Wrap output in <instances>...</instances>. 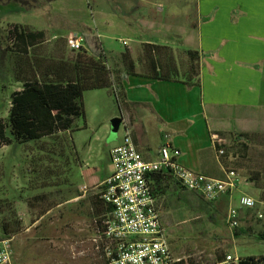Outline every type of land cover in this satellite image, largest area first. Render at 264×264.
Returning <instances> with one entry per match:
<instances>
[{"label": "rangeland", "instance_id": "374dc122", "mask_svg": "<svg viewBox=\"0 0 264 264\" xmlns=\"http://www.w3.org/2000/svg\"><path fill=\"white\" fill-rule=\"evenodd\" d=\"M181 1L0 0V119L8 116L11 95L22 87L14 82V62L8 52L12 46L10 33L15 31V27L44 31L46 42L40 49L44 55L54 58L61 55V52L66 57L71 55V43L82 35H96L110 58V69H115L121 67L122 54L127 50L137 58L144 43L137 46L136 42L152 38L156 31L161 30V26L166 34L178 33L188 28V23L196 19V7L192 0H187L185 4ZM153 24V30L147 31V26ZM132 33L135 35L132 36ZM123 41L128 42V46H124ZM170 48L173 50L178 74L183 78L189 69L188 57L183 52ZM89 53L93 54L91 49ZM140 71H143L142 66ZM83 108L85 116L76 119L71 132L75 147L72 166L65 164L60 146L56 147L55 159L48 158L38 145L33 144H14L0 150V208L3 212L0 225L5 216L12 215L7 208L11 204L15 209V216L24 226L23 232L10 238L13 240L17 262L23 258L24 264H108L101 242L92 232L94 226L91 221L84 218L73 221L65 215L62 217L61 211L55 210L47 216L45 224L33 223L35 215L31 213L27 203L29 198L49 192L37 188L42 187L46 178L51 175L52 183H66L68 178L72 186H78L83 182H90V179L87 181L83 177V172L88 169H98L97 177L100 180L113 172L110 150L124 138L123 116L127 117V112L120 108L113 94L106 89L85 92ZM256 124L261 130L264 129V120L258 119L256 115L244 123H237V126L249 128ZM147 125L152 144H158V124L151 120ZM222 135H211L217 159L222 164L225 150L217 152L216 146L218 148L225 145L228 149L226 152L228 151L234 163L231 167H244L241 169L242 174L245 176L247 170L246 177L249 180L258 174L260 182L250 181L253 185L249 188L258 205L246 216L239 214V226L232 229L227 224L230 208L225 202L209 203L197 193L186 192L183 194L185 202L180 204L178 213L168 216L165 215V210L173 209L174 206L169 204L166 207L158 202L162 222L166 226V236L171 242L175 241L178 249L174 252L192 264H215L221 254L231 255L235 259L264 256V240L256 238L258 234L264 233V139L249 143L250 149L246 151L241 145H233L231 133ZM222 166L225 171L229 170L223 164ZM52 189L55 193V189ZM247 190L248 186L241 189L244 192ZM19 196H23V199H19ZM235 197L238 198L239 194ZM233 204V208H240L238 200ZM43 207L45 205L40 206ZM186 207L189 208L182 209ZM259 215H263V218H259ZM180 219L189 222L182 227L171 226ZM43 224H49L55 229L49 238H46V233L42 236L40 234L44 230L41 226Z\"/></svg>", "mask_w": 264, "mask_h": 264}, {"label": "trees", "instance_id": "16d2710c", "mask_svg": "<svg viewBox=\"0 0 264 264\" xmlns=\"http://www.w3.org/2000/svg\"><path fill=\"white\" fill-rule=\"evenodd\" d=\"M15 28V31L10 33L12 46L8 52L14 62V82L22 87L11 95L8 116L5 119H0V150L14 144L22 146L33 144L38 145L48 158L55 159L57 156L56 147L60 146V153L65 158V164L72 166L75 147L71 132L76 119L85 116L83 108L85 92L106 89L113 94L120 108L124 112H129L131 103L125 82L130 77L137 76L159 82L180 83L187 87L200 86L201 56L197 51L183 52L188 57L189 69L183 78H180L173 50L168 46L144 43L136 56L137 58L130 50H127L122 54L121 67L110 69V58L96 35H82L84 47L81 51H72L71 55L67 57L61 52V55L54 58L44 55L40 49L46 42L44 31ZM90 49L93 52L92 55L89 53ZM141 66L142 72L140 71ZM231 136H233V145H241L246 151L250 149L249 143H256V140L264 139V135L261 134L231 133ZM226 149L225 145L218 148L216 146L217 152L225 150L222 157L224 167L236 172L243 170L244 167L235 165V167H231V164L234 163ZM97 172V169L84 171L83 177L87 181L90 179V182L86 183V193L75 191L68 178L66 183L62 181L60 184L52 183V175L47 177L46 183L37 190H49V192L37 194L27 201L31 213L35 215L32 222L40 224L46 222L47 216L55 210L61 211L62 217L65 215L73 221L83 218L91 221L94 226L92 232L101 242L104 253L105 244L101 238L105 232V223L112 218L114 208L103 198V185L99 184L100 182L97 180L95 183L92 181ZM257 177L258 174L249 181L260 182V178ZM149 181L158 202L162 201L166 190L171 185L180 186L170 173L151 174ZM97 185L98 187H96ZM52 188L55 189V193L51 191ZM57 188L58 190H56ZM182 190L188 192L183 188ZM84 195L85 197L81 198ZM18 198L23 199V196ZM75 198L77 201L71 202ZM44 205L45 207L40 208ZM7 208L10 209L13 217L10 215L2 219L0 239H10L24 231L22 221L15 216L13 205L11 207L9 204ZM36 210L39 212L36 213ZM2 214L0 208V216ZM44 224L41 225L44 230L40 234L42 236L46 233V238H49L55 229L49 224ZM236 236H239V233H236ZM256 238L264 240V233L258 234ZM227 256L219 255L216 262H222ZM107 262L110 264V260L107 259ZM16 264H24L23 258L16 261ZM179 264H192V262L182 260ZM239 264H264V256L240 259Z\"/></svg>", "mask_w": 264, "mask_h": 264}, {"label": "crops", "instance_id": "0c3cea01", "mask_svg": "<svg viewBox=\"0 0 264 264\" xmlns=\"http://www.w3.org/2000/svg\"><path fill=\"white\" fill-rule=\"evenodd\" d=\"M186 1L181 2L185 4ZM192 1L196 7V19L188 23L187 29L166 34L161 26V30L156 31L152 38L136 43L137 46L141 43H158L180 53L189 50L199 52L200 86L187 87L180 83L159 82L137 76L128 78L125 88L131 112L126 113L127 117L123 116L124 138L131 133L138 151L149 162L157 161L160 149L170 143L173 149L180 152L177 160L183 166L222 180L225 179V169L216 157L211 135H264V129L261 130L257 124L249 128L237 126V123H244L253 115L264 120V0ZM153 26L148 25L147 31H152ZM151 120L159 126L156 132L160 141L155 145L150 140L147 125ZM124 138L111 150L121 145ZM237 173V189L217 201L225 202L230 209L234 207V201H240L241 197L253 196V191L249 190L253 183L242 174V170ZM109 176L100 180L96 174L92 181L95 183L97 180L102 184ZM84 186H87L85 182L73 187L81 192ZM243 186H248V190L241 191ZM185 193L177 185H171L166 190L159 203L174 206L165 210L166 216L178 213L180 204L185 202ZM236 194H239L238 198ZM76 201L77 198L71 202ZM237 210L241 216L250 212L241 208ZM176 222L171 226L182 227L189 221L180 219ZM168 241L173 257L183 260L174 252L178 250L175 241L171 242L169 238Z\"/></svg>", "mask_w": 264, "mask_h": 264}, {"label": "built area", "instance_id": "2783aa9c", "mask_svg": "<svg viewBox=\"0 0 264 264\" xmlns=\"http://www.w3.org/2000/svg\"><path fill=\"white\" fill-rule=\"evenodd\" d=\"M123 45L128 46V42L123 41ZM70 46L72 51H81L83 38L74 40ZM179 156L180 152L167 143L160 149L157 161H145L131 133L111 150L113 173L102 185L103 198L113 206L114 212L106 221L101 238L110 264H179L182 261L173 257L149 181L151 174L170 173L184 190L197 193L209 203L237 189L239 175L236 171L227 170L225 179H215L186 168L178 162ZM82 191L86 193L87 187ZM239 203L240 208L246 210H254L258 205L251 196L241 197ZM227 224L232 229L239 226L237 209L229 210ZM239 261L227 256L218 264H239ZM0 264H16L12 239H0Z\"/></svg>", "mask_w": 264, "mask_h": 264}, {"label": "water", "instance_id": "95a60500", "mask_svg": "<svg viewBox=\"0 0 264 264\" xmlns=\"http://www.w3.org/2000/svg\"><path fill=\"white\" fill-rule=\"evenodd\" d=\"M114 132H115V131H114ZM114 132H113V133H114Z\"/></svg>", "mask_w": 264, "mask_h": 264}]
</instances>
